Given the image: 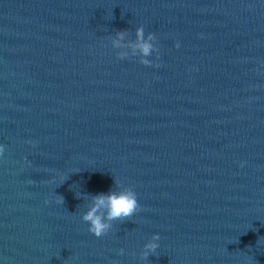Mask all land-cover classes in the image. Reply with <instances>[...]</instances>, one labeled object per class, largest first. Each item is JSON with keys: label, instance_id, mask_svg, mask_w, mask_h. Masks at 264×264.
<instances>
[{"label": "water", "instance_id": "water-1", "mask_svg": "<svg viewBox=\"0 0 264 264\" xmlns=\"http://www.w3.org/2000/svg\"><path fill=\"white\" fill-rule=\"evenodd\" d=\"M0 145V264H264V0H0Z\"/></svg>", "mask_w": 264, "mask_h": 264}, {"label": "clouds", "instance_id": "clouds-1", "mask_svg": "<svg viewBox=\"0 0 264 264\" xmlns=\"http://www.w3.org/2000/svg\"><path fill=\"white\" fill-rule=\"evenodd\" d=\"M127 29L116 30L113 37H109L113 48L120 49L126 41ZM156 36L152 32L145 34L143 26L135 28L134 41L128 42L127 47L131 49L133 56L139 57V62L144 65H150L153 61L147 57L154 52L158 56V50L154 41ZM179 47V44L176 45ZM118 58H126L127 52H117ZM158 66V65H156ZM4 152V146L0 145V154ZM87 204L85 210L80 213V218L86 222L88 231L96 237L106 235L112 228L113 222L125 221L131 218L140 210L136 192L131 186H125L121 181L114 179V187L108 192H100L96 194H86ZM79 198V197H78ZM47 202V201H46ZM57 203H64L63 197L57 194ZM159 235L153 233L151 238L143 245L140 251V258L147 259L150 253H154L159 247L157 241ZM121 254L123 249L118 250Z\"/></svg>", "mask_w": 264, "mask_h": 264}]
</instances>
